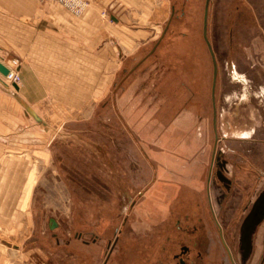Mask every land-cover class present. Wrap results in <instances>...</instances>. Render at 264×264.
<instances>
[{
	"label": "rangeland",
	"instance_id": "rangeland-1",
	"mask_svg": "<svg viewBox=\"0 0 264 264\" xmlns=\"http://www.w3.org/2000/svg\"><path fill=\"white\" fill-rule=\"evenodd\" d=\"M162 1L158 37L120 65L89 117L40 124L0 91V264H176L182 246L186 264H264V218L239 240L264 197V0H209L214 102L205 0ZM143 79L171 98L181 82L197 115L181 139L195 130L196 156L174 143L154 159L172 121L142 133Z\"/></svg>",
	"mask_w": 264,
	"mask_h": 264
},
{
	"label": "crops",
	"instance_id": "crops-1",
	"mask_svg": "<svg viewBox=\"0 0 264 264\" xmlns=\"http://www.w3.org/2000/svg\"><path fill=\"white\" fill-rule=\"evenodd\" d=\"M89 1L86 10L75 16L53 1L0 0V62L20 75L15 85L0 74V91L40 124L53 118L89 117L90 108L100 101L120 65L158 37L157 27L164 20L162 0H154L153 6L149 0ZM102 71L108 75L102 77ZM236 79L246 86L243 77ZM138 82L140 87H150L139 96L144 104L139 116L150 119L152 125L150 132L142 133H164L160 124L165 114L172 121L168 135L174 140L163 137L153 143L154 159L161 161L157 150L174 148V143L184 156H196L202 144L195 130L181 139L189 127H195L197 118L194 108L184 106L181 82L176 81L172 98L161 96L158 81Z\"/></svg>",
	"mask_w": 264,
	"mask_h": 264
},
{
	"label": "flooded vegetation",
	"instance_id": "flooded-vegetation-1",
	"mask_svg": "<svg viewBox=\"0 0 264 264\" xmlns=\"http://www.w3.org/2000/svg\"><path fill=\"white\" fill-rule=\"evenodd\" d=\"M212 97V96H211ZM259 200V201H258ZM263 203V205H259ZM264 218V197L260 200V195L254 199L251 206L249 207L248 212L243 217L240 223V237H246V232H254L260 221ZM243 232V233H242ZM240 242V241H239ZM225 248L229 254L228 246L225 245ZM187 254H189V248L187 246L181 247V253H176L174 255L176 264H186ZM234 264V263H233Z\"/></svg>",
	"mask_w": 264,
	"mask_h": 264
},
{
	"label": "built area",
	"instance_id": "built-area-1",
	"mask_svg": "<svg viewBox=\"0 0 264 264\" xmlns=\"http://www.w3.org/2000/svg\"><path fill=\"white\" fill-rule=\"evenodd\" d=\"M38 2L53 1L64 7L71 14L79 16L88 6L87 0H37ZM6 82L10 84L18 85L20 82V76L17 70H9L7 75L3 76Z\"/></svg>",
	"mask_w": 264,
	"mask_h": 264
},
{
	"label": "water",
	"instance_id": "water-1",
	"mask_svg": "<svg viewBox=\"0 0 264 264\" xmlns=\"http://www.w3.org/2000/svg\"><path fill=\"white\" fill-rule=\"evenodd\" d=\"M208 4H209V0H205L204 14H203V20H204V22H203V38L205 40V43L207 45V48L209 50V53H210L211 58H212V63H213L211 96H212V101L214 102V87H215L216 74H217V65H216L214 52L212 50L211 44H210V42L206 36V22H207ZM8 71H9L8 68L3 63L0 62V74L5 76V75H7ZM214 120H215V108L213 107V121ZM49 226H50V228H54L56 226V223L54 222L53 219L50 220Z\"/></svg>",
	"mask_w": 264,
	"mask_h": 264
},
{
	"label": "bare ground",
	"instance_id": "bare-ground-1",
	"mask_svg": "<svg viewBox=\"0 0 264 264\" xmlns=\"http://www.w3.org/2000/svg\"><path fill=\"white\" fill-rule=\"evenodd\" d=\"M9 70V69H8ZM12 70V69H11ZM4 76V75H3Z\"/></svg>",
	"mask_w": 264,
	"mask_h": 264
}]
</instances>
